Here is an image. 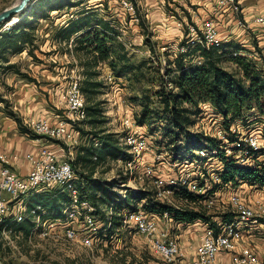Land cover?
Returning <instances> with one entry per match:
<instances>
[{
	"label": "built area",
	"instance_id": "built-area-1",
	"mask_svg": "<svg viewBox=\"0 0 264 264\" xmlns=\"http://www.w3.org/2000/svg\"><path fill=\"white\" fill-rule=\"evenodd\" d=\"M206 1L213 4V14L188 25V32L175 58L197 45L221 47L225 40L220 26L227 21L243 29H251L254 25L257 37L261 36L264 40V13L257 15L253 25H250L240 16L243 13L240 0ZM122 3L132 18H137L133 0H122ZM12 24L5 23L0 31L9 29ZM119 39L122 40L121 35ZM259 46L264 50V45ZM241 51L235 50L232 54L235 57L247 56ZM257 54V59L261 61L260 54ZM194 56L197 63H202L199 53ZM121 79L113 71L105 76V82L111 85V91L106 93L107 99L120 106L121 111V128L116 132L120 134L123 149L130 154L128 159H117L129 176L127 182L122 183L125 189L121 194L125 196L129 190L149 191L157 202L176 211L188 210L181 205L184 202H202L210 209L218 207L219 214L211 215L208 220H195L203 223L205 229L193 264H215L220 253L229 254L235 264H264V257L254 245L242 243L246 231L259 232L258 226L264 223V184L248 180L235 184L223 177L224 158L245 167L264 166V120H249L246 124L236 121L226 127L214 105L202 102L200 117L203 120L210 117L212 124L205 123L203 132H200L217 138L219 145L193 153H175L164 143L155 146L146 126L137 122L135 104L118 92ZM165 85L169 89L174 86L168 78ZM63 102V110L55 122L46 118H29L26 122L35 135L57 143L55 146L44 145L36 153L27 155L31 163L28 173L19 172L11 164L9 156L0 152V239H8V243L14 244L11 236L14 239L23 236L22 232L14 230L9 220L22 223L31 219L33 228L28 238L53 237L91 250L97 247L100 236L106 235L110 226L107 220L99 218L97 205L80 188L79 184L83 182L74 166L77 147L87 141L81 132L88 113L80 76L71 80ZM213 127L216 128L212 130ZM94 144L99 147L101 142L96 140ZM93 159H98L97 153ZM57 190L67 192L69 196L60 210L50 211L42 204L30 206L32 197L37 193ZM185 194H192L194 199ZM144 203L146 199L138 204L136 210L117 213L123 215L122 229L142 235L151 250L167 264H182L185 259L183 246L170 230L175 220L179 228L191 222L176 219L169 211L162 214L149 211ZM113 213L109 209L106 216L111 217Z\"/></svg>",
	"mask_w": 264,
	"mask_h": 264
},
{
	"label": "trees",
	"instance_id": "trees-1",
	"mask_svg": "<svg viewBox=\"0 0 264 264\" xmlns=\"http://www.w3.org/2000/svg\"><path fill=\"white\" fill-rule=\"evenodd\" d=\"M85 2V0H37L33 2L30 9L22 13L20 18L19 16L14 18L9 29L0 31V69L14 68V64L2 65V62H9L10 54L20 53L28 46L34 45V31L39 19L48 17L53 10L70 9ZM188 2L190 1L188 0ZM46 4L49 5L48 9L42 8V12L37 10L39 6L43 7ZM75 14L77 17L71 19L66 28L58 31L57 37L70 39L72 35L79 33L75 39L76 50L86 56H93L85 63L89 69L85 71V77L81 80V89L86 100L92 102L86 106L89 118L86 121L96 127L98 123L104 122L103 119H100L104 110L101 101H94L103 87V81L98 79L101 73L94 69V66H97L98 62H105L116 76L132 82L139 79V74L147 63L146 61L139 63L132 61L130 51L124 41L119 39V28L112 20L100 16L94 8L83 9ZM188 17L190 16L188 15ZM141 24L145 26L144 20H141ZM148 33L150 32L148 31ZM149 47L151 50L154 49V44H149ZM227 48L239 50L240 46L233 42L224 43L221 47L210 48L197 45L185 54H178L173 61L175 67H170L168 70V74L173 73L172 76H168L174 85L173 88L166 90L161 87L155 91V95L159 97L164 106L163 110L152 109L149 96L146 95L143 100V107L137 116V122L140 125L150 126L157 118L164 119L163 134L169 138L172 144L178 143L177 147H173L175 153L178 151L184 154L193 153L198 149H212L219 145L217 138L202 132L194 135L190 133V128L196 124L201 115L200 103L202 102L214 105L216 112L223 117L226 127L236 121H242L244 124L249 120L260 121L261 116L264 120V50L256 44L261 64L244 56H230L227 59L234 64L235 69L233 70L224 65ZM29 53H33L32 48L29 49ZM197 53L202 56V63H194L192 60L187 62L188 55ZM171 63L168 61L167 64L170 66ZM19 74L31 81L34 80L26 73L19 71ZM0 103L4 104L6 113L17 121L19 129L23 133L36 136L24 124L22 117L10 108L8 99L1 96ZM91 132L93 134L91 141L88 145L80 147L74 162L75 165L81 163L85 166L93 162V155L96 153L99 161L107 158L128 159L130 157V154L120 145L119 133L108 132L106 129L89 133ZM183 137L186 139V143L180 145ZM96 140L101 142L99 147L94 144ZM224 159L223 177L226 181L237 184L248 180L264 184V166L262 168L245 167L238 165L232 159ZM78 174L80 181L83 182L79 184L80 188L95 202L99 214L101 204H105L114 211L111 217L105 215V220L109 222L110 226L106 235H102L104 237L122 228L123 215H118V212L136 210L138 204L144 199H146L144 207L149 211L159 214L169 211L175 215L176 219L186 222H193L200 218L208 220L200 211H176L169 205L159 203L149 191L129 190L123 196L121 193L104 187L102 181L93 178L92 174L83 172ZM125 182L121 181L120 184ZM185 196L194 199L192 194H185ZM68 199L67 192L59 190L40 192L32 197L30 206L42 204L50 211H58ZM8 222L15 231L22 232L25 238L30 236L33 228L31 219L28 218L22 223L11 222V220ZM1 227L2 225H0V229Z\"/></svg>",
	"mask_w": 264,
	"mask_h": 264
},
{
	"label": "rangeland",
	"instance_id": "rangeland-1",
	"mask_svg": "<svg viewBox=\"0 0 264 264\" xmlns=\"http://www.w3.org/2000/svg\"><path fill=\"white\" fill-rule=\"evenodd\" d=\"M17 1L18 0H0V12ZM85 1V3L70 9L53 10L50 14L60 15L63 13L72 15L83 9L95 8L100 16L108 17V19L112 20L119 28L122 40L126 41L129 46H127V49L130 51L132 61L134 63L146 61L147 63L143 67L142 72H140L139 79L130 82L123 78L118 82L120 85L119 87L122 89L121 93H125L126 98L135 104L136 117L141 113L143 100L146 95L150 97L151 108L162 111L164 106L159 97L155 95V91L161 89V87L169 90L165 85L166 78L172 76L173 73L170 72V74H168V70L170 67H175L173 65L175 54L177 53L178 47L182 44L184 36H186L188 32V25L194 22H200L202 19L212 15L208 9H205V4H200L201 1L205 3L210 2L206 0H189L190 2H188V0H133V4L137 9V18H132L131 14L123 6L122 0ZM42 8L48 9L49 5L46 4L43 7L39 6L37 10L42 12ZM188 15L190 17H188ZM141 20H144L145 26H142ZM229 30L230 29L227 27L221 29L225 43L233 42L239 44V50L242 49L241 52L247 55L242 56L253 59L257 61L258 64H261V61L256 58L259 57L256 50V44H258L259 41L256 37L257 34L247 30V32H250V35L248 40L245 41L243 33L240 35L238 33L236 35L230 34V32L227 33ZM148 31L150 33H148ZM230 35H232L231 38ZM149 44H154V49L151 50ZM260 48L262 49L263 47ZM65 51L66 50L62 48L61 53L63 54ZM226 51L227 56L225 57L224 65L234 70V64L227 58L234 56L232 53L235 49L227 48ZM66 54L72 56L69 51ZM65 59L66 58L60 61H64ZM83 59V61H85V59L87 61V58L83 57ZM193 59L197 61L196 56L193 54L187 56V62ZM168 61L170 63L172 62L170 66L167 64ZM57 65L60 68L63 67L62 64L57 63ZM65 65L70 66L67 67L68 74V72H71L69 69L72 68V64L70 62ZM110 86V84L103 81L102 90L94 99V101L102 102L104 114L100 119H103L104 122L98 123L96 127H93L86 121V123L81 126V132L84 137H87V141L77 147L74 159L77 158L80 147L88 145L91 141L90 139L93 134L92 132L89 133L90 131L99 129L109 130L108 132H116L115 130L120 131V120L118 118L114 119L113 114L117 106L113 107V102H110L107 99L108 95H106L108 91H111ZM68 87L69 84L64 88L65 90L63 93L66 92ZM6 89L8 90V88ZM8 91H10V88ZM1 96L2 93L0 92V97ZM86 103L90 105L92 102L86 100ZM112 108H114V112H112ZM201 118L202 117L199 116L196 124L190 128L191 134L194 135L200 133V131L203 132L202 129L205 123L212 124L210 117H207L205 120ZM259 120H263L262 116ZM164 125V119L157 118L150 126H146V130L153 136L155 146L158 145V143H164L165 146L173 150V147H177L178 143L172 144L169 138L163 134ZM215 128L216 127H213L212 130ZM180 142V145H185L186 139L183 137ZM120 145L123 148V145ZM98 159H93V162L85 166L81 163L76 165L74 163L77 173L83 172L85 174H92L93 178L101 180L104 187L107 189H111L116 193H124L123 190L125 187H123L120 182H127L129 176L125 173L126 170L123 164L113 158H107L102 161ZM181 205L188 210L200 211L208 219L211 215H217L220 212L218 207L210 209L202 202H184ZM99 209V218L105 221V215L109 208L105 204H101ZM173 223L174 225L171 227L170 232L172 235L176 236L177 232L185 227L181 226V228H179L176 220ZM111 234L107 237L100 236L97 247L92 250L77 245H70L67 241L55 240L53 237L43 238L34 236L25 238L22 236L14 239V237L11 236V240L14 241V244L8 243V239L1 238L0 262L3 264H167L151 250L149 244L142 235L135 234L134 232L130 233L129 230L122 228ZM224 261L223 263L221 260L216 264H234L229 259H225ZM182 264L185 263L183 262Z\"/></svg>",
	"mask_w": 264,
	"mask_h": 264
},
{
	"label": "crops",
	"instance_id": "crops-1",
	"mask_svg": "<svg viewBox=\"0 0 264 264\" xmlns=\"http://www.w3.org/2000/svg\"><path fill=\"white\" fill-rule=\"evenodd\" d=\"M240 1L243 8V13L240 15L241 18L248 24L253 25V19L257 15L264 13V0ZM200 4H205V9H208L209 12L213 14V4L211 2L205 3L201 1ZM75 17H77L76 14L69 15L62 13L60 15L50 14L46 18L39 19L34 31V45L32 47L28 46L20 53L10 54L9 62H2V65L14 64L15 67L7 70L3 68L0 69V92L3 97L8 99L10 108L22 117L25 125L29 118H46L55 122L64 107V88L70 84L75 76H80L81 80H83L85 71L89 69V67L85 65L86 59L83 61V57L87 58V60H91L93 56H86L76 50L75 39L79 33L72 35L70 39L57 37L58 31L66 28L71 22V19ZM105 19H108V17H105ZM223 27L229 28L230 30L227 33L230 32V34L236 35L238 33L240 35L243 33L245 41L248 40L250 35V32H247V30H250L254 34L257 32V27L254 25L253 27H255V30H253V27L251 29H243L235 27V23L232 21H227L222 24L220 30ZM231 37L232 35H230V38ZM257 38L259 40V45H264V40H262L261 36ZM124 43L128 45L126 41H124ZM30 48H32L33 53H29ZM62 48L66 50L63 54L61 53ZM68 51L71 52L72 56L66 54ZM64 58H66L64 61H60ZM70 62L72 68H70L71 70L69 69L71 72L67 74V67L69 65L65 64ZM192 62L197 63L195 59H193ZM57 63L62 64L63 67H58ZM94 69L100 71L101 74L98 79L102 81H105V76L112 71L105 62H98L97 66H94ZM19 71L26 73L34 80H29L24 77V75L19 74ZM6 88H8V90L10 88V91ZM121 91L122 89L118 90L119 93H121ZM122 94L125 95L123 92ZM114 106L115 105H113V107ZM119 108L120 106H117L115 113H113L114 119H120L121 111ZM112 109V112H114V108ZM44 145L55 146L57 143L37 135L32 136L28 133H23L19 129L17 121L6 113L4 104L0 103V152L9 156L11 164L19 172L22 174L29 172L31 163L27 155L36 153ZM184 227V229L177 232V237L185 252V259L183 262L185 264H193L197 256V247L200 243L205 226L201 222L193 221L186 224ZM258 229L259 232L246 231L242 243L244 245H254L260 255L264 257V223L258 226ZM225 259H229L233 262L229 254L220 253L215 264L221 260L224 263Z\"/></svg>",
	"mask_w": 264,
	"mask_h": 264
},
{
	"label": "water",
	"instance_id": "water-1",
	"mask_svg": "<svg viewBox=\"0 0 264 264\" xmlns=\"http://www.w3.org/2000/svg\"><path fill=\"white\" fill-rule=\"evenodd\" d=\"M37 0H18L16 3L9 7H6L0 12V26L7 22L13 20V18L18 15L19 18L22 13H25L30 9L33 2Z\"/></svg>",
	"mask_w": 264,
	"mask_h": 264
},
{
	"label": "bare ground",
	"instance_id": "bare-ground-1",
	"mask_svg": "<svg viewBox=\"0 0 264 264\" xmlns=\"http://www.w3.org/2000/svg\"><path fill=\"white\" fill-rule=\"evenodd\" d=\"M16 17H18V15H16L14 18H16ZM14 18H13V20H11V22H9V24L14 22Z\"/></svg>",
	"mask_w": 264,
	"mask_h": 264
}]
</instances>
